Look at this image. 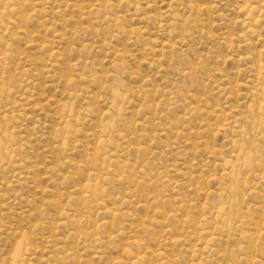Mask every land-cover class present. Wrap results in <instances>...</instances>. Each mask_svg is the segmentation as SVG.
Instances as JSON below:
<instances>
[{"label": "rangeland", "instance_id": "374dc122", "mask_svg": "<svg viewBox=\"0 0 264 264\" xmlns=\"http://www.w3.org/2000/svg\"><path fill=\"white\" fill-rule=\"evenodd\" d=\"M263 123L264 0H0V264H264Z\"/></svg>", "mask_w": 264, "mask_h": 264}, {"label": "bare ground", "instance_id": "6f19581e", "mask_svg": "<svg viewBox=\"0 0 264 264\" xmlns=\"http://www.w3.org/2000/svg\"><path fill=\"white\" fill-rule=\"evenodd\" d=\"M260 99V98H259ZM258 101V100H257ZM252 107V106H251ZM72 116V115H71ZM66 120V119H65ZM251 125V124H250ZM263 125H264V123H263ZM249 156V155H248ZM113 174V173H112ZM98 178V177H97ZM224 206V205H223ZM239 223V222H238ZM231 231V230H230ZM235 258V257H234Z\"/></svg>", "mask_w": 264, "mask_h": 264}]
</instances>
